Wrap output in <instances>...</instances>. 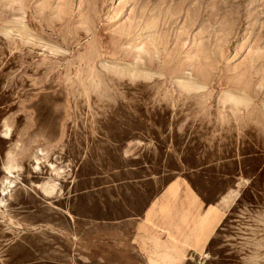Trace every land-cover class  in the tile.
<instances>
[{"label": "rangeland", "instance_id": "rangeland-1", "mask_svg": "<svg viewBox=\"0 0 264 264\" xmlns=\"http://www.w3.org/2000/svg\"><path fill=\"white\" fill-rule=\"evenodd\" d=\"M0 264H264V0H0Z\"/></svg>", "mask_w": 264, "mask_h": 264}, {"label": "bare ground", "instance_id": "bare-ground-1", "mask_svg": "<svg viewBox=\"0 0 264 264\" xmlns=\"http://www.w3.org/2000/svg\"><path fill=\"white\" fill-rule=\"evenodd\" d=\"M146 76V75H144ZM143 79V78H142ZM149 79V78H148ZM192 86V85H191ZM182 88H185V89H188L189 88V84L188 85H185L183 84L182 85ZM193 88V87H192ZM186 92V91H185ZM188 92V91H187ZM224 100H228L227 98L224 99ZM232 102H233V105L235 106L236 104L239 103V100L237 99H231ZM7 172L10 173V171L8 170ZM45 191V190H44ZM234 201H235V196L233 195V192H229L227 193V195H225L224 197H222L221 199V202H222V205H223V208H231L233 205H234ZM209 229V228H208ZM206 229V232H208L209 230Z\"/></svg>", "mask_w": 264, "mask_h": 264}]
</instances>
